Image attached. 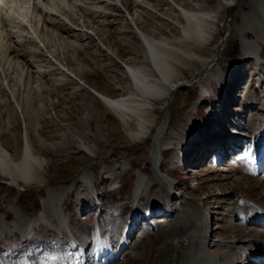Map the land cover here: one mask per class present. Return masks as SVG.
<instances>
[{
  "label": "rangeland",
  "instance_id": "obj_1",
  "mask_svg": "<svg viewBox=\"0 0 264 264\" xmlns=\"http://www.w3.org/2000/svg\"><path fill=\"white\" fill-rule=\"evenodd\" d=\"M222 1L226 2V0H208L207 3L210 8L215 9ZM239 1L241 0H238L236 4ZM131 2H134V0H130L129 4H132ZM153 2L162 4V15L166 14V9L169 8L168 2L152 0ZM119 8L121 9L117 8L118 12H113L112 15L114 16L110 15L111 18L107 20V28H110L112 34L110 35L107 32L106 36L113 46H109V50L104 44L99 43L98 36H94L92 30L84 29L88 34L79 37V40H81L77 43L80 44L74 47L66 42L76 40L75 38L63 40L61 35L57 37H51L52 35H50L48 37L49 42H46L45 45L41 43L43 46H47L46 48L50 52L46 53L47 55H45L40 43L38 45L42 49L38 47V49L31 51L30 46L25 43L27 40L23 38V44L21 42L18 45V48H21L18 51L19 59H13V56H11L13 61L9 60L8 64L0 66V143L10 153L13 161L17 162L22 158L24 146L28 142L32 153L48 162L47 166L41 169V174L47 181L46 187L50 189L72 188V190H75L70 192L66 198L62 210L69 223H72V230L80 236H84L86 232L93 233L91 231L95 229L97 215L101 214L99 210L101 208L103 211L101 217L104 220L111 219L110 217L114 216L116 223L114 227L117 230L123 227V231L125 230L126 222L133 219L135 215L136 207L134 208L131 200L134 196L133 189L138 176H143L146 182H149L155 189H159V186L155 183L157 180L150 161V148L153 145L152 133L142 142L132 143L123 135H125L124 130L134 129L135 125H124V121L112 109L95 96L94 98L91 97L92 94L89 91L91 90L97 94L101 93L113 99L126 96L127 92L124 90V86L130 83V79L125 73L124 67H126V64L135 63V60L143 56V44L139 38L134 37V34H129V29H126L128 24L132 26V22L127 21L125 17L119 18L116 16L117 14L126 16L124 8ZM240 12L239 7L233 6L222 14L219 25H226L227 28L224 32L227 34L236 32L238 23L235 22V18ZM127 22L129 23L127 24ZM148 28L147 26L146 31L149 30ZM64 37L69 36L65 35ZM122 37L124 41L120 39ZM220 37L221 35L218 38ZM82 38H85L84 41ZM6 42L4 40V43ZM125 42L132 47L127 48V46H124ZM226 44L227 47L225 45L221 46L220 51L218 49L215 55L221 63L212 68L214 72L220 75L225 74L224 77L220 76L219 81H212L203 95L201 93V77L191 78L195 74L190 70L184 74L183 79L187 82L186 86L174 95L175 98L169 111L170 128L167 134L174 129L183 130L191 126L189 130L191 131L190 134L193 135V140L185 141L176 146V150L170 154L163 152L162 173L170 172L168 178L174 191H168L163 204L170 203L169 196L181 195L179 198H197L200 202H204L201 209L202 213L209 217L210 228L217 230L219 226L224 228L223 231L227 228L229 237L233 236L234 238L235 235L232 232L235 230V225L238 226V224L228 223L229 219H226L228 218L226 215L227 209L224 210V208L230 207L231 199L236 194L249 195L254 200L257 199L264 203V200L258 196L260 189L252 181L246 180L237 174L239 183L234 186L235 194L234 192L231 194V186L221 179V176L230 173L222 172L221 169L215 171L207 168V164L194 166V168H197L196 172H190L189 168L191 167H186L187 164L193 166L191 165L190 153H193L194 146L199 148L196 158V162H199L201 157H209V155H205L206 149H216V144L221 145L231 138L226 133L230 131L228 130L230 127L228 119L233 117V113L229 108H225L223 110L224 115H221L222 106L235 105L237 99L241 97L239 93H241L242 87L246 88L247 86L243 84L247 82L249 84L250 80L251 84L248 86L251 87V91L255 90L252 80L259 77L260 71L257 69V63H255L256 68L253 72L254 60H245L237 36L232 41L226 42ZM216 45L213 43L210 46H205V51L211 53L214 48L218 47ZM63 48L68 49L66 55L61 52ZM226 48L227 50H225ZM224 50L226 53H224ZM5 51L6 49L3 50V53ZM59 58H62V60H58ZM202 58L206 62L213 59V56L212 54H202ZM31 60L32 65L27 64L26 61ZM262 63L264 64V62ZM30 69L33 71L41 69V72L39 71V75L32 74L29 78ZM201 69V67L198 68L199 71ZM261 74H264V69H262ZM76 78L87 88L77 89L79 81ZM13 86L16 87V94L15 92L12 93L11 87ZM247 90L248 88H246V92H248ZM154 103L157 107L161 104V102ZM25 107L29 109L28 113L33 115L31 125L24 113ZM156 114L155 116L158 117L160 113ZM257 114L259 113L257 112ZM222 116L225 117L224 124H227V126L220 122L219 119ZM259 116L256 118H259ZM252 128L254 127L251 125L249 129ZM99 132L102 138L101 141L97 138ZM203 134L209 137L208 141L197 144L199 135ZM84 137L87 138L85 144L96 147V154L93 158L81 149L83 145L82 138ZM225 154L223 160L227 157ZM259 158L260 156L257 159ZM87 170L92 174L95 183V187L93 185L88 186V191L86 187L81 188L79 181V176ZM248 175L250 176V174ZM46 187H29L25 183L14 186L11 185L8 178L0 175V217L5 219L10 226H14L17 222L15 213L7 209L9 203H15L17 209L29 218L38 217L42 208V201L46 196ZM78 188L82 191L84 189L81 193H86L88 196L85 199L82 198L81 203L76 202ZM161 206L158 208L157 216L154 215L156 219L150 218V221L153 220L151 223L158 220L157 224L155 223L157 226L153 224L155 230L151 231L146 252L138 264H144L149 260L151 243L156 239L157 229L167 224V221L164 220L170 219L168 222L172 221L171 217L163 218L161 221H159V218L157 219V217H161L159 211L161 209L165 211L162 204ZM81 207L84 211H87L86 216L80 214ZM132 210H134V214L130 217ZM228 210H233V208ZM149 213L150 210L146 211L139 219L138 227L135 229L137 234L142 229L140 225L144 220H147L146 215ZM98 217L100 218V216ZM148 224L149 222L145 223L147 226ZM46 229V227L40 226L32 240L40 244L47 257L54 258L55 252L61 245L62 238L57 230L58 228L53 232ZM260 230L264 231L263 229ZM218 232L222 231L217 230ZM64 233L67 237L68 233L66 231ZM246 233L245 236L249 238L257 235L251 230L246 231ZM122 235L126 237L125 231ZM136 235L132 237L130 243L136 241L141 233ZM212 239L214 238L212 237ZM1 240L0 253L6 255H10L11 252L21 254V251H19L22 249L21 236L8 233ZM131 247L132 244H129L128 249L121 252L130 253ZM123 263L125 264V261ZM126 264H130V262H126Z\"/></svg>",
  "mask_w": 264,
  "mask_h": 264
},
{
  "label": "bare ground",
  "instance_id": "obj_2",
  "mask_svg": "<svg viewBox=\"0 0 264 264\" xmlns=\"http://www.w3.org/2000/svg\"><path fill=\"white\" fill-rule=\"evenodd\" d=\"M207 1L161 0V2L169 3L166 14L162 15V4L159 2L152 3V0H134V2H131L132 4H129L130 0H15L11 4L14 7L8 8L5 13L0 15V66L8 64V61H13L14 58L19 59L18 51H20V47L18 48V45L23 38L27 40L25 43L30 46L31 51L39 47V49L43 48L45 55H47L46 53L50 52L46 48L47 46L43 45L49 42L48 37L50 35H52L51 37L61 35L63 40L75 38L76 40L66 42L74 47L77 44L79 46L80 43H77L81 40H79V37L86 35L87 32L84 29H90L93 31L94 36H98L99 43L104 44L109 50V46H113L106 36L107 32L110 35L112 34L110 28H107L108 18L114 16L112 15L113 12H118L117 8L121 9L119 7H123L126 14L123 10L121 11L126 16H120L119 14L116 16L119 18L125 17L127 21L132 22V26L127 22L126 29L130 30L129 34L132 33L134 37L139 38L144 51L140 59L135 60V63L126 64V67H124L125 73L130 79V83L124 86L127 95L113 99L89 90L92 94L91 97L94 98L95 96L112 109L124 121V125H135L134 129L124 130L125 135H123L132 143H140L152 133L153 145L150 148V161L157 180L155 183L159 186V189H155L149 182H146L143 176L137 177L133 195L136 199L139 198V202L133 219H129L124 227L126 237L121 235L118 239V236L112 230L110 234L112 236L110 238L111 243L105 249V251L110 252L117 248L116 251L120 249L123 252L128 249L129 244H132L130 253H126L127 261H125V264L126 262H130V264L141 262L151 237V231L155 230L158 220L155 222V226L153 224L148 226L136 241L130 243V240L137 234L135 229H137L138 221L142 215L150 210V212L153 211L151 219H156L154 215L157 216L161 204L165 209L166 214L164 215L170 216L172 221L168 222L170 219L164 220L167 221V224L157 229L156 239L151 243V256L144 264H218V261L221 264H243L247 259L254 258L252 254H264V237H262L264 231L260 230L261 227L264 228V222H260L259 226L247 228L239 224L238 226L235 225V230L232 232L235 235L233 238V236L229 237L227 228L218 233L217 230L220 228H217V230L210 228L209 217L202 213L201 209L204 202H200L197 198H179V195L169 196L170 205L163 204L168 191H173V185L168 178L170 172L162 173L163 152L170 154L176 150V146L185 141L193 140V135L190 134L191 131L189 130L191 126L183 130L174 129L167 134L170 128L169 111L175 98L174 95L187 83L183 79L184 74L192 70L195 75L191 78L201 77V93L204 95L212 81H219V77L225 75H220L212 69L213 66L221 63L217 56L215 57L217 50L220 51L221 46H226V42L232 41L237 36L245 60H256L257 69L260 71L259 74L257 73L259 75L258 81L261 80L264 83V75L261 74L262 69H264L262 63L264 57V0H241L237 4L238 0H226V2H220L215 9L210 8ZM233 6L241 9L240 14L235 18L238 28L236 32L227 34L224 32L227 28L226 25H219V22L222 14ZM147 26L149 27L148 31H146ZM65 35L69 37H64ZM220 35L221 37L218 38ZM122 36L124 35L122 34ZM3 39L7 42L4 43ZM84 39L82 38L83 41ZM120 39L124 41L123 37ZM39 43L42 48L38 45ZM213 43L217 44L218 47L214 48L211 53L205 51V46H210ZM6 44L7 46H5ZM124 46H127V48L132 47L127 42ZM4 49L6 51L3 53ZM67 50L63 48L61 52L66 55ZM225 50L224 53H226ZM202 54H212L213 59L205 62ZM11 56H13V59ZM58 60H62V58ZM26 62L32 65V60ZM199 67L202 68L200 71L198 70ZM62 70L65 72L64 69ZM39 71L41 72V69L35 71L30 69L29 78L32 74L39 75ZM76 80L79 81V87L76 88L83 90L85 85L78 78ZM114 81L116 82L115 78ZM11 88L12 93H14L16 87ZM154 102H161V104L158 103L160 106L157 107ZM28 110L25 107L24 113L31 125L33 115L28 113ZM156 113H160L158 117L155 116ZM97 138L101 141L100 132ZM86 140L87 138H82L83 145L81 149L93 158L96 154V147L85 144ZM215 146L221 145L216 144ZM205 158L201 157L199 162ZM47 164L46 160L32 153L28 142L24 146L22 158L17 162L13 161L10 153L0 143V175L8 178L11 185L17 186L19 183H25L29 187H46L47 181L41 174V169H44ZM236 166L237 168L240 167L239 164H236ZM196 169L194 168L193 172H196ZM255 169L256 167H251L250 170L246 169L242 178L252 181L260 189L258 196L264 200V173L262 175L249 173V171ZM88 170L79 176L81 188L86 187L87 189L90 185L95 187L93 176ZM261 171H264V166ZM228 173L230 174L221 176V179L231 186L230 191L233 193L235 191L234 186L239 183L237 174L241 173L239 170L238 172L232 170ZM71 190L72 188L50 189L46 187V196L42 201L40 214L36 218L27 217L17 209L15 203H9L7 209L15 213L17 222L14 226H10L5 219L0 217V238L6 233L12 235L16 232L23 235L32 233L43 222L59 229L68 226L69 222L65 217L66 215L64 216L62 207L70 192L75 191L74 189ZM77 191L76 202L81 203L82 198L85 199L88 196L86 193H81L84 189L82 191L78 188ZM260 198L258 199L261 200ZM248 201L249 203H247ZM262 203L263 201L254 200L250 196L245 201L244 208H233V210H228V208L226 215L232 219V224H236L234 221H238V217L242 214L247 215L251 211L253 213H264V203ZM158 218L161 221L165 217ZM53 221H56L55 225ZM248 230L257 235L252 238L245 236ZM212 231L215 232L212 233ZM95 241H97V238L93 243ZM115 255L116 252L113 256L115 257ZM210 255L213 256L209 257ZM212 258L219 260L215 262ZM251 264H256V262Z\"/></svg>",
  "mask_w": 264,
  "mask_h": 264
},
{
  "label": "clouds",
  "instance_id": "obj_3",
  "mask_svg": "<svg viewBox=\"0 0 264 264\" xmlns=\"http://www.w3.org/2000/svg\"><path fill=\"white\" fill-rule=\"evenodd\" d=\"M3 7H4L5 9H8V8H10V7H14V5H9V4L5 3V4L3 5Z\"/></svg>",
  "mask_w": 264,
  "mask_h": 264
}]
</instances>
